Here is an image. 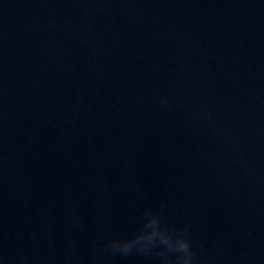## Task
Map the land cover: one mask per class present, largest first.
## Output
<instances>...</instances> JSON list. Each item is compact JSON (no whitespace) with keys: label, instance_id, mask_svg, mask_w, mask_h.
<instances>
[{"label":"water","instance_id":"water-1","mask_svg":"<svg viewBox=\"0 0 264 264\" xmlns=\"http://www.w3.org/2000/svg\"><path fill=\"white\" fill-rule=\"evenodd\" d=\"M161 201L264 264V0H0V264H159L106 242Z\"/></svg>","mask_w":264,"mask_h":264},{"label":"clouds","instance_id":"clouds-1","mask_svg":"<svg viewBox=\"0 0 264 264\" xmlns=\"http://www.w3.org/2000/svg\"><path fill=\"white\" fill-rule=\"evenodd\" d=\"M160 103L167 106L166 101ZM208 119L206 113H201ZM163 201L158 208L146 207L143 211V225L139 231L127 238H113L106 246L114 254L128 255L133 252L155 255L159 264H200L191 243L188 225L172 227L163 217Z\"/></svg>","mask_w":264,"mask_h":264}]
</instances>
